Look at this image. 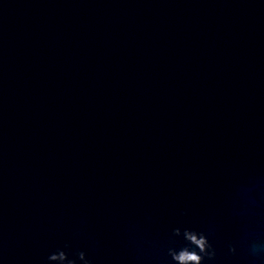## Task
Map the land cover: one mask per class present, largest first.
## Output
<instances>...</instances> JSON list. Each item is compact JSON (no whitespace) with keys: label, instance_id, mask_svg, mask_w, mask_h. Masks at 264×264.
I'll return each mask as SVG.
<instances>
[{"label":"water","instance_id":"95a60500","mask_svg":"<svg viewBox=\"0 0 264 264\" xmlns=\"http://www.w3.org/2000/svg\"><path fill=\"white\" fill-rule=\"evenodd\" d=\"M185 227L264 264V0H0V264H174Z\"/></svg>","mask_w":264,"mask_h":264},{"label":"clouds","instance_id":"9594fccd","mask_svg":"<svg viewBox=\"0 0 264 264\" xmlns=\"http://www.w3.org/2000/svg\"><path fill=\"white\" fill-rule=\"evenodd\" d=\"M173 234L174 236H179L180 229H174ZM184 238L185 240L195 241L199 247L194 248L191 243L175 246L174 242L170 240L167 252L174 264H203L205 258L211 260L216 256V250L205 232L185 227ZM67 247L68 244L65 243L64 248L52 251L47 256V260L49 262L59 261V264H77V259L69 258L68 253L64 250ZM77 257L79 261H82V264H92V261L87 258L83 250L77 253Z\"/></svg>","mask_w":264,"mask_h":264}]
</instances>
